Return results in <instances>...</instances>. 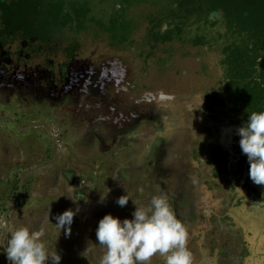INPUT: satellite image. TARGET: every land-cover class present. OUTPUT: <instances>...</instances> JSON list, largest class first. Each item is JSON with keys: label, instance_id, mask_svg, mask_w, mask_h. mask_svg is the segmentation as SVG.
<instances>
[{"label": "rangeland", "instance_id": "374dc122", "mask_svg": "<svg viewBox=\"0 0 264 264\" xmlns=\"http://www.w3.org/2000/svg\"><path fill=\"white\" fill-rule=\"evenodd\" d=\"M137 4L126 11L131 20L149 10ZM141 21L119 46L92 29L73 30L58 48L44 40L0 47V225L41 231L60 264H99L100 219H132L134 202L163 192L187 225L194 264H264V185L247 183L259 201L244 187L249 172L215 175L208 150L231 151L241 138L228 105L206 100L221 78L219 54L179 42L146 54ZM67 209L76 212L70 236L55 225ZM6 242L0 226V264H11Z\"/></svg>", "mask_w": 264, "mask_h": 264}, {"label": "trees", "instance_id": "16d2710c", "mask_svg": "<svg viewBox=\"0 0 264 264\" xmlns=\"http://www.w3.org/2000/svg\"><path fill=\"white\" fill-rule=\"evenodd\" d=\"M139 1L150 3L149 10L139 20H131L126 11L139 7ZM242 2L0 0V47L15 41L22 47L35 40L56 44L60 39L72 40L73 30L90 33L92 29L94 35H98L97 30L107 32L110 45L119 46L131 42L141 19L146 20L149 26L139 43L140 48L146 47V54L163 52L172 42L218 48L221 78L217 87L209 90L206 100L211 105H228L230 123L240 128L251 112L264 111V0H255V5L251 0ZM91 20L95 25L89 23ZM65 50L71 53L70 46ZM233 140L231 151L221 146H210L208 150L215 175L223 173L238 180L249 172L250 163L240 148V138L234 136ZM63 173L66 175V171ZM244 180L249 193L262 200L260 192L247 184L250 176L246 175Z\"/></svg>", "mask_w": 264, "mask_h": 264}, {"label": "clouds", "instance_id": "9594fccd", "mask_svg": "<svg viewBox=\"0 0 264 264\" xmlns=\"http://www.w3.org/2000/svg\"><path fill=\"white\" fill-rule=\"evenodd\" d=\"M238 134L240 148L250 163V179L257 185H264V111L251 112ZM106 194H102L101 202ZM129 198L128 194L121 195L116 203L124 207ZM134 203L132 219L121 221L111 213L100 219L96 229V238L103 251L99 264H152L155 256H160L163 264H194L193 253L188 247L187 225L177 216L168 194L154 195L148 204ZM75 215V211L67 209L56 217L55 225L59 230L66 228V236L71 235ZM0 226L5 228L7 242L3 246L11 264H48L49 260L51 264H60L61 256L55 249L49 250L41 231L26 225Z\"/></svg>", "mask_w": 264, "mask_h": 264}, {"label": "flooded vegetation", "instance_id": "af4514ba", "mask_svg": "<svg viewBox=\"0 0 264 264\" xmlns=\"http://www.w3.org/2000/svg\"><path fill=\"white\" fill-rule=\"evenodd\" d=\"M243 0H236V2H238V3H243L242 2ZM118 4V3H117ZM251 4L252 5H255V0H251ZM120 6V5H119ZM124 6H126L125 4H124ZM172 6L174 7V6H176V3H174V4H172ZM192 45V44H191ZM194 46H197V45H194ZM204 46H206V45H204ZM209 50H211V51H213V52H215V53H218L219 54V59H220V51L218 50V48H208ZM219 59H218V61H217V66L219 67V74H220V77H221V66H220V64H219ZM254 188V187H253ZM256 189V188H255ZM257 190V189H256ZM259 191V190H258ZM250 193H252V192H250ZM254 194V193H253ZM261 196V195H260ZM256 200H258V199H256ZM259 201H261V200H259Z\"/></svg>", "mask_w": 264, "mask_h": 264}]
</instances>
